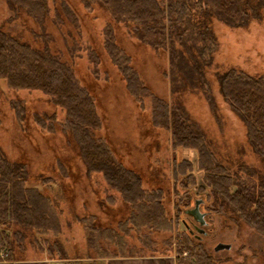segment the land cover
<instances>
[{
	"label": "rangeland",
	"instance_id": "obj_1",
	"mask_svg": "<svg viewBox=\"0 0 264 264\" xmlns=\"http://www.w3.org/2000/svg\"><path fill=\"white\" fill-rule=\"evenodd\" d=\"M66 1L74 19L61 7L62 0H48L46 32L51 52L73 65L95 98L97 119L90 120L95 123L90 132L94 138L65 128L67 108L50 94L37 88H12L0 78V150L11 162L23 164L25 185L37 187L50 199L46 206L50 205L48 211L54 215L48 212L39 226L26 228L19 238L13 232L22 226L0 225V258L50 257L60 264H103L104 257L162 255L173 258V264H187L192 255L207 264H264V234L226 200L219 207L217 196L203 180L196 149L173 146L172 130L155 124L149 97L142 107L129 91L104 40V29L111 24L117 44L147 87L185 109L217 160L232 173L241 167L252 169L264 183V158L249 140L244 119L220 88V76L230 68L264 76V9L235 24L214 17L218 47L212 61L202 64L207 86L187 84L173 89L168 52L143 43L134 34L132 22L114 19L101 0ZM56 13L61 20L57 21ZM0 27L34 47L44 46L37 22L23 9H12L7 0H0ZM90 48L100 58L97 73ZM84 138L88 147L94 143L99 148H89L85 154ZM116 160L139 174L145 189L161 188L164 207L152 199L130 200L103 172L89 169L92 161L117 164ZM182 162L183 168L192 163L196 184L183 185ZM196 195L206 200L202 210L214 211L221 230L217 239L233 242L232 250L217 252L213 246L218 241L205 242V246L188 229L184 209L194 206ZM4 240L11 251L3 248Z\"/></svg>",
	"mask_w": 264,
	"mask_h": 264
},
{
	"label": "trees",
	"instance_id": "obj_2",
	"mask_svg": "<svg viewBox=\"0 0 264 264\" xmlns=\"http://www.w3.org/2000/svg\"><path fill=\"white\" fill-rule=\"evenodd\" d=\"M101 1L114 19L133 23L134 34L143 43L155 51L163 49L168 52V77L173 89L187 84L193 88L207 86L202 64L212 61V55L218 47V39L212 29L214 17L235 24L238 19L255 16L264 9V0ZM7 2L12 9H23L37 22L42 30L44 46L34 47L0 27V78L12 88H37L50 94L67 108L69 115L65 128H70L78 136L85 133V136L94 138L90 132L95 123L90 120L97 119L93 105L95 98L81 83L73 65L51 52L45 23L50 15L48 0ZM60 5L71 15L68 17L74 19L75 13L68 2L62 0ZM56 17L57 21L61 20H58V13ZM104 30L105 48L121 69L129 91L142 107L147 106L146 98H150L153 121L172 130L175 148L183 146L198 152V167L204 172L206 186L217 196L219 207L224 206L226 200L242 219L264 234V183L258 181L255 171L241 167L232 173L218 161L204 134L190 123L185 109L179 103H169L158 97L147 87L139 72L130 65L129 56L117 44L112 25L109 24ZM90 55L93 72L97 73L99 55L92 48ZM220 85L225 99L247 124L249 140L264 158V76H251L230 68L220 76ZM157 111L160 113L158 116ZM84 140L81 144L85 154L89 148H99L94 143L88 147V140ZM116 163L104 161L99 164L92 161L89 169L103 172L109 181L121 187V191L130 200L152 199L164 207V192L161 188L145 189L139 174L127 168L120 160H116ZM182 165L183 162L180 166L184 175L183 185L188 187L189 184H196L192 163L188 162L184 168ZM24 170L23 164L11 162L0 150V225L22 226V229L14 227L13 233L18 238L22 237L26 228L39 226L42 218L49 216L50 205H46L51 202L37 187L25 185L27 180ZM41 204L47 208L43 209ZM41 208L43 212H40ZM50 215L54 216L53 213ZM4 243L7 245L3 248L11 251L12 247L7 240ZM205 256L209 261L210 255ZM5 261L0 258V264H13L15 259ZM186 263L207 264L192 255Z\"/></svg>",
	"mask_w": 264,
	"mask_h": 264
},
{
	"label": "flooded vegetation",
	"instance_id": "obj_3",
	"mask_svg": "<svg viewBox=\"0 0 264 264\" xmlns=\"http://www.w3.org/2000/svg\"><path fill=\"white\" fill-rule=\"evenodd\" d=\"M203 204H201V206ZM201 206H200V208H201ZM190 207H192V206H190ZM201 211L205 213V222H206V224L204 226H202L203 229H204V233L203 232L200 233L195 228V225L200 226L199 223L191 215H187V214L184 213L186 215V219H185L186 222L185 223H186L188 229L190 230V232L192 234L194 233V237L196 238V240H198L199 242H204V245H205V242L207 243L208 241H211V242L212 241L213 242L214 241L215 242L218 241L213 246V249L215 251H217V252H219V251H226V250L227 251L232 250L233 249V242H231V241H229V242L219 241V240H223L221 238L217 239V235L221 234L220 233L221 230H218V228H217L218 225H217V221H215V219H214L216 217L214 215V211L211 210V209H204V210H202V208H201ZM208 239H212V240H208ZM208 249H209V246H208Z\"/></svg>",
	"mask_w": 264,
	"mask_h": 264
},
{
	"label": "crops",
	"instance_id": "obj_4",
	"mask_svg": "<svg viewBox=\"0 0 264 264\" xmlns=\"http://www.w3.org/2000/svg\"><path fill=\"white\" fill-rule=\"evenodd\" d=\"M6 262V261H5ZM173 258L169 256H115L104 257L103 264H173ZM60 264L50 257L33 260H15L13 264Z\"/></svg>",
	"mask_w": 264,
	"mask_h": 264
},
{
	"label": "water",
	"instance_id": "obj_5",
	"mask_svg": "<svg viewBox=\"0 0 264 264\" xmlns=\"http://www.w3.org/2000/svg\"><path fill=\"white\" fill-rule=\"evenodd\" d=\"M205 202L203 196L195 197L194 206L184 209V213L191 215L201 226L195 225V228L201 233H204L202 226L206 224L205 222V213L201 211V204Z\"/></svg>",
	"mask_w": 264,
	"mask_h": 264
}]
</instances>
